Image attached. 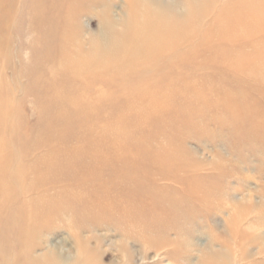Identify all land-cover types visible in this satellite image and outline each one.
<instances>
[{"label": "rangeland", "instance_id": "374dc122", "mask_svg": "<svg viewBox=\"0 0 264 264\" xmlns=\"http://www.w3.org/2000/svg\"><path fill=\"white\" fill-rule=\"evenodd\" d=\"M0 264H264V0H0Z\"/></svg>", "mask_w": 264, "mask_h": 264}]
</instances>
